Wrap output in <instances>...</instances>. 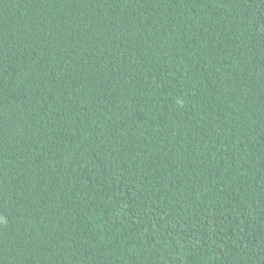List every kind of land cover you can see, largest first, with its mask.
Segmentation results:
<instances>
[{"label": "trees", "instance_id": "1", "mask_svg": "<svg viewBox=\"0 0 264 264\" xmlns=\"http://www.w3.org/2000/svg\"><path fill=\"white\" fill-rule=\"evenodd\" d=\"M0 264H264V0H0Z\"/></svg>", "mask_w": 264, "mask_h": 264}]
</instances>
